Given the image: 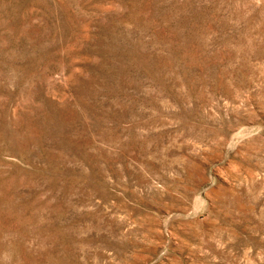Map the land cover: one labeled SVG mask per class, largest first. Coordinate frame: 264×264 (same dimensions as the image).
Instances as JSON below:
<instances>
[{
    "label": "rangeland",
    "instance_id": "1",
    "mask_svg": "<svg viewBox=\"0 0 264 264\" xmlns=\"http://www.w3.org/2000/svg\"><path fill=\"white\" fill-rule=\"evenodd\" d=\"M0 264H264V0H0Z\"/></svg>",
    "mask_w": 264,
    "mask_h": 264
}]
</instances>
